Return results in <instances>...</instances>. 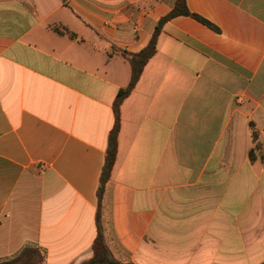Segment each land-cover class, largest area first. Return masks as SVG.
<instances>
[{
	"label": "crops",
	"instance_id": "obj_1",
	"mask_svg": "<svg viewBox=\"0 0 264 264\" xmlns=\"http://www.w3.org/2000/svg\"><path fill=\"white\" fill-rule=\"evenodd\" d=\"M186 1L121 105L104 235L125 263L261 264L264 0ZM176 2L0 0V262L93 257L127 54Z\"/></svg>",
	"mask_w": 264,
	"mask_h": 264
},
{
	"label": "trees",
	"instance_id": "obj_2",
	"mask_svg": "<svg viewBox=\"0 0 264 264\" xmlns=\"http://www.w3.org/2000/svg\"><path fill=\"white\" fill-rule=\"evenodd\" d=\"M180 14H190L186 0H177L173 10L168 15L164 16L159 20L152 38L150 39L149 43L144 49H142L140 52L136 54H127V58L131 63L132 73L128 86L120 89L114 102L115 124L109 135V141L105 155V164L102 170L100 183L97 190V195L99 198V207L97 211L98 234L93 245L94 255L91 259L86 260L81 264H135L132 262L125 263L119 261L113 255L111 249L109 248L106 242V238L104 235L103 226L101 222L102 201L105 193L106 184L111 177V173L117 158L118 135L121 125L120 124L121 105L135 88L146 63L153 55H155L157 51L158 35L163 24L166 21H168L170 18ZM197 18L211 25V23H209L207 20L202 19L198 16ZM253 139L255 142L257 141V133L255 130H253ZM260 149H261V145L257 142L255 148L251 150V156L257 153ZM261 160L264 164V155L261 156ZM41 259H42L41 251L37 247L26 246L20 251L19 254L8 260L1 261L0 264H37V262L40 261ZM261 264H264V262H262Z\"/></svg>",
	"mask_w": 264,
	"mask_h": 264
},
{
	"label": "rangeland",
	"instance_id": "obj_3",
	"mask_svg": "<svg viewBox=\"0 0 264 264\" xmlns=\"http://www.w3.org/2000/svg\"><path fill=\"white\" fill-rule=\"evenodd\" d=\"M41 260H42V259H41ZM41 260H40V261H38V262H37V264H42V261H41Z\"/></svg>",
	"mask_w": 264,
	"mask_h": 264
}]
</instances>
